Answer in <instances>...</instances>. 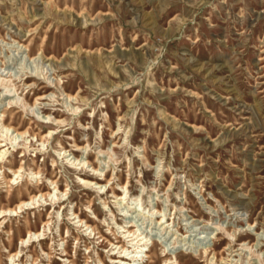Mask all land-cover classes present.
<instances>
[{
	"label": "rangeland",
	"instance_id": "374dc122",
	"mask_svg": "<svg viewBox=\"0 0 264 264\" xmlns=\"http://www.w3.org/2000/svg\"><path fill=\"white\" fill-rule=\"evenodd\" d=\"M2 125L0 264H264V0H0Z\"/></svg>",
	"mask_w": 264,
	"mask_h": 264
},
{
	"label": "bare ground",
	"instance_id": "6f19581e",
	"mask_svg": "<svg viewBox=\"0 0 264 264\" xmlns=\"http://www.w3.org/2000/svg\"><path fill=\"white\" fill-rule=\"evenodd\" d=\"M68 96V95H67ZM69 97H71V96H69ZM43 98V97H42ZM36 103V102H35ZM190 126V125H189ZM2 128L4 129V131H5V133H6V135L8 136V133L7 132H9V131H12V133H11V135L9 136V138L8 137H6V139H0V163H2L3 162V160L6 158V155L8 154V150L7 149H5V147L7 146V145H9L10 144V142L12 141V139H14V138H12V136H14L15 135V138L16 137H23L24 136V134L26 133V132H18L17 130H15V129H13V128H11L10 126H5V125H2ZM42 136V135H41ZM35 138V137H34ZM76 160V159H75ZM11 165V164H10ZM21 169V168H20ZM20 171V170H19ZM18 172L16 171V172H13V174L16 176V174H17ZM13 175V176H14ZM18 175V174H17ZM35 175V174H34ZM36 176H37V174H36ZM36 176H35V178H36ZM86 185H91L92 184V182H90V183H88V181H85L84 182ZM96 184V183H95ZM50 185L52 186V185H54V182L53 181H50ZM103 187V186H102ZM101 188V187H100ZM53 189H56L55 188V186L53 187ZM48 196H51V194L50 193H48ZM43 197V194H39V195H34V196H31L28 200H23V201H21L20 203H18L17 205H16V207L15 208H13V209H6V210H2L1 211V213L0 214H6V213H8V214H15V213H17L19 210H21V209H25V208H28L30 205H34L35 204V201L36 200H38L39 198H42ZM120 199H122V197H120ZM74 215V214H73ZM4 216V215H3ZM3 216H0V218H2ZM77 222H81V220H78ZM131 226H129V228H130ZM88 228H90V227H88ZM123 233H125V234H128V236H126V235H124V238L125 239H127V238H129V237H133L134 236V233L132 232V230H126V231H122ZM93 233V232H92ZM40 232H35V233H31V232H29V234H28V239H22V243H25L27 240H29V239H32L33 237H39L40 236ZM136 239V238H135ZM135 239H130V241L128 240V242H131V241H134ZM133 245H136V244H133ZM139 246H143V245H141V244H138ZM118 247V246H117ZM119 249H121V252H118V253H114L113 252V254L112 255H114L115 257L114 258H112V263L111 264H130V263H132V262H138L139 264H146V259H149L150 258V256L147 254V252L149 251H141V253L142 252H145V255H144V257H142V256H140V257H138L137 255H132V256H130V254H123L124 252H126V248L125 247H123V246H119ZM134 252H136V251H134ZM137 254V253H136ZM118 255V256H117ZM14 257L16 256V255H13ZM12 256V257H13ZM11 257V258H12ZM128 261V262H127ZM137 264V263H136Z\"/></svg>",
	"mask_w": 264,
	"mask_h": 264
}]
</instances>
